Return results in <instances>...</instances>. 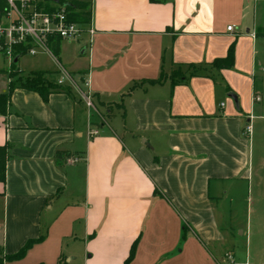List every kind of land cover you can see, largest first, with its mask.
<instances>
[{
    "label": "crops",
    "instance_id": "crops-1",
    "mask_svg": "<svg viewBox=\"0 0 264 264\" xmlns=\"http://www.w3.org/2000/svg\"><path fill=\"white\" fill-rule=\"evenodd\" d=\"M90 11L91 44L23 56L28 73L60 67L78 90L44 103L17 89L0 116V253L42 238L3 264H123L133 245L128 264H264V102L252 101L264 96V0H90ZM232 44V68L210 67ZM190 65L212 69L172 87ZM9 69L0 52V93Z\"/></svg>",
    "mask_w": 264,
    "mask_h": 264
},
{
    "label": "built area",
    "instance_id": "built-area-1",
    "mask_svg": "<svg viewBox=\"0 0 264 264\" xmlns=\"http://www.w3.org/2000/svg\"><path fill=\"white\" fill-rule=\"evenodd\" d=\"M6 11L0 19V52L12 62L20 54L16 49H24L25 55L37 56L39 54L51 55L50 41L59 39L60 41H77L83 35L89 38L91 44L95 34L90 24L83 25L71 22L68 18V10L65 4H57L52 0L49 3L40 0H5ZM232 26L227 27L230 32ZM68 84L70 88L78 90V83L62 68L59 67L56 85L64 87ZM87 109H94L91 96L86 93L81 94ZM253 103L264 102V96L255 94ZM250 125L244 129V133L249 135ZM95 135V132L92 133Z\"/></svg>",
    "mask_w": 264,
    "mask_h": 264
},
{
    "label": "trees",
    "instance_id": "trees-1",
    "mask_svg": "<svg viewBox=\"0 0 264 264\" xmlns=\"http://www.w3.org/2000/svg\"><path fill=\"white\" fill-rule=\"evenodd\" d=\"M45 2H49L51 0H44ZM154 1V0H151ZM57 4H65L67 6L68 10V18L71 22L87 25L90 24L91 21V11H90V0H56ZM6 11V1L0 0V19L4 15ZM59 39H53L50 41V48L53 54V57H55L58 60V54H59ZM234 45L232 44L229 49L227 56L223 59H217L213 61L210 64V67L216 69V70H223V69H230L233 66L234 62V52L233 49ZM17 53L20 54L19 57H16L12 60L10 64V69L7 72L9 83L8 88L5 93H0V116L6 117L9 114V109L11 107V95L12 93L17 89L27 90L31 92L37 93L42 101L46 103L48 101V98L51 94L61 91L59 88L55 85L49 82L45 79L46 73L44 72H31L28 73L25 78H23L24 72L20 71L17 67V63L20 57L25 56L24 49L17 48ZM189 68L195 67L194 65L188 66ZM196 73L191 74H184L181 73L179 70L176 72H172L169 79L171 81V86L174 87L179 84L185 83L189 78L194 77ZM167 79V76L161 72L158 79L156 80H150L146 83L149 85H161L165 80ZM67 94H69V91H65ZM9 145L5 144L3 146H0V184H5L6 181V165L9 160ZM63 154L57 153L56 157L60 158ZM156 194V191H155ZM184 232L185 228H183V237L184 238ZM42 240V238L34 241H29L25 244V246L15 255L13 256H5L0 253V264H3L4 262L9 261H17L22 259L26 252L34 245L35 243H38ZM134 254V245L132 246L129 257L126 259V261L123 264H128Z\"/></svg>",
    "mask_w": 264,
    "mask_h": 264
},
{
    "label": "rangeland",
    "instance_id": "rangeland-1",
    "mask_svg": "<svg viewBox=\"0 0 264 264\" xmlns=\"http://www.w3.org/2000/svg\"><path fill=\"white\" fill-rule=\"evenodd\" d=\"M40 1H43V2H45L44 0H40ZM47 4H49V5H51V4H53V3H49V2H46ZM34 59H32V58H30V57H23V58H21L20 59V61H19V65L24 69V74L22 75L23 76V78H25V76H27L28 75V71H30V69H31V66L33 65V63H34V61H33ZM47 61V60H46ZM212 68H204V67H192V68H189V67H183V68H177V69H175V70H173V72L175 71H177V70H179L181 73H184V74H186V75H188V74H191V73H207V72H209L210 70H211ZM47 77H45V79H46ZM57 78V76H52V77H49L48 79H46V80H48L49 82H51L52 84H55L56 85V81L55 80H57L56 79ZM57 86V85H56ZM58 87V86H57ZM59 88V90H61V91H66L65 89L66 88H64V87H58ZM82 89V88H81ZM259 95H261L262 96V94H259ZM84 105H82V110L84 111V112H86L87 111V107L86 106H84ZM120 107H121V103L119 102L118 104H109V105H104V108L105 109H107V110H111V112H113L115 109H120ZM99 121L101 122V123H107L108 122V114L106 113V114H104V115H101L100 116V118H99Z\"/></svg>",
    "mask_w": 264,
    "mask_h": 264
},
{
    "label": "water",
    "instance_id": "water-1",
    "mask_svg": "<svg viewBox=\"0 0 264 264\" xmlns=\"http://www.w3.org/2000/svg\"><path fill=\"white\" fill-rule=\"evenodd\" d=\"M53 2H56V0H52ZM229 97L232 99V100H236V97L234 94H229Z\"/></svg>",
    "mask_w": 264,
    "mask_h": 264
}]
</instances>
